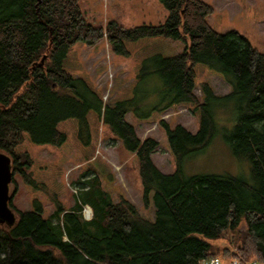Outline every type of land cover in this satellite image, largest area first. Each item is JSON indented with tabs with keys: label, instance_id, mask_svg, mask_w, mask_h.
<instances>
[{
	"label": "trees",
	"instance_id": "16d2710c",
	"mask_svg": "<svg viewBox=\"0 0 264 264\" xmlns=\"http://www.w3.org/2000/svg\"><path fill=\"white\" fill-rule=\"evenodd\" d=\"M162 2L169 13L164 23H111L104 29L85 19L79 0H0V151L12 157L14 174L34 182L24 166L30 164L28 153L17 151L25 137L61 145L67 140L59 129L62 120L87 123L92 105L87 91L96 93L64 68L77 41L94 44L106 37L116 51L126 52V39L163 35L184 40L183 51L151 57L150 73L160 77L152 91L160 98L155 108L163 113L187 103L201 120L199 130L192 132L160 119L178 162L176 171L165 173L152 159L159 141L141 138L127 120L137 100L101 104L103 120L139 158L143 202L153 198L154 218L143 216L125 195L115 200L96 189L76 208H59L52 220L45 219L40 202L34 210L13 206L16 188L10 206L17 221L13 226L0 222V264H198L212 257L264 264V52L237 31L222 34L212 27L207 18L213 7L204 0ZM199 62L221 72L231 90L218 94L203 82L199 96ZM225 101L236 109L226 138L234 154L249 161L250 178L187 177L182 161L211 143L220 124L214 107ZM84 205L93 208L91 219L84 217Z\"/></svg>",
	"mask_w": 264,
	"mask_h": 264
},
{
	"label": "rangeland",
	"instance_id": "374dc122",
	"mask_svg": "<svg viewBox=\"0 0 264 264\" xmlns=\"http://www.w3.org/2000/svg\"><path fill=\"white\" fill-rule=\"evenodd\" d=\"M204 1L213 7L207 18L212 27L222 34L237 31L257 50L264 52V0ZM79 7L90 24L104 29L111 23L125 27L160 24L169 15L162 0H79ZM124 43L126 52L116 51L115 44H111L106 37L94 44L77 41L70 47L64 68L86 82L96 96L87 91L92 104L87 123L79 118H68L59 123V129L67 134L63 144L34 143L25 137L17 147L18 152L28 153L30 164L24 166L34 180L31 182L23 174H14L11 192L17 188L12 199L17 209L34 210L40 202L44 218L52 220V214L59 208L74 209L93 190L103 189L115 200L121 194L125 195L138 206L143 216L154 218L153 198L147 205L143 202L139 158L128 150L111 125L103 120L101 104L104 107L126 99L137 100V109L127 115V120L135 125L141 138L153 136L159 141L152 159L165 173L176 171L178 162L170 149L167 129L160 124V119L172 128L180 123L197 132L200 114L194 113L187 103L163 113L155 108L160 98L152 91L157 89L160 77L157 73H150L154 67L151 57L156 54L171 56L183 51L186 47L184 40L162 35L126 39ZM195 70V91L199 96L202 95L203 82H209L218 94L231 90L224 75L210 65L199 62L195 64ZM214 109L219 117L218 131L205 149L183 159L181 166L184 174L187 177L230 174L249 179V161L236 156L226 138L236 121L234 103H216ZM88 208L91 209L90 215L87 214ZM93 214V208L84 205V217L91 219Z\"/></svg>",
	"mask_w": 264,
	"mask_h": 264
},
{
	"label": "water",
	"instance_id": "95a60500",
	"mask_svg": "<svg viewBox=\"0 0 264 264\" xmlns=\"http://www.w3.org/2000/svg\"><path fill=\"white\" fill-rule=\"evenodd\" d=\"M12 162L10 155L0 151V222H5L9 226H13L17 221L16 212L10 206L11 184L14 178Z\"/></svg>",
	"mask_w": 264,
	"mask_h": 264
},
{
	"label": "built area",
	"instance_id": "2783aa9c",
	"mask_svg": "<svg viewBox=\"0 0 264 264\" xmlns=\"http://www.w3.org/2000/svg\"><path fill=\"white\" fill-rule=\"evenodd\" d=\"M198 264H258L256 261L253 263L243 262L240 259H233L229 262H223L219 257L204 258Z\"/></svg>",
	"mask_w": 264,
	"mask_h": 264
},
{
	"label": "bare ground",
	"instance_id": "6f19581e",
	"mask_svg": "<svg viewBox=\"0 0 264 264\" xmlns=\"http://www.w3.org/2000/svg\"><path fill=\"white\" fill-rule=\"evenodd\" d=\"M87 214H88V215L91 214V209H90V208L87 209Z\"/></svg>",
	"mask_w": 264,
	"mask_h": 264
}]
</instances>
